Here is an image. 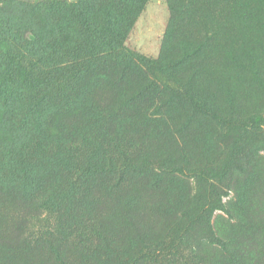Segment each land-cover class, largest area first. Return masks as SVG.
Segmentation results:
<instances>
[{"label": "trees", "instance_id": "trees-1", "mask_svg": "<svg viewBox=\"0 0 264 264\" xmlns=\"http://www.w3.org/2000/svg\"><path fill=\"white\" fill-rule=\"evenodd\" d=\"M235 1L243 12L224 27H238L239 34L226 31L223 38L219 25L202 19L198 22L201 35L184 45L171 63L172 50L179 54L180 48L177 43L171 49L168 38L164 61L147 62L142 56L135 61L130 53L117 58L105 48L122 40L113 15L107 10L105 21L98 23V10L76 3L58 12L57 35L34 34L30 40L0 35V264H47L46 259L35 257L27 230L35 222H47L53 209L71 215L67 220L63 216L56 232L44 235L55 244L50 248L55 264L75 263L70 244L77 230L74 211L86 212L87 227L94 229L112 259L119 264L141 260L144 247L123 255L127 241L118 237L124 226L137 228L133 214L140 200L128 196L135 190L132 187L121 198L108 194L117 185L105 186L104 178L117 174L119 179L170 161V152L136 154L120 143V136L129 128L125 132L138 138L139 144L164 146L177 95L198 115L228 127L247 121L250 109L257 111L252 106L264 96V0ZM253 1L262 6V15L250 8ZM191 12L186 15L195 23L199 17ZM251 20L256 37L248 31ZM10 40L17 48L10 46ZM33 44L37 51L29 49ZM139 109L145 121H157L153 124L158 128L147 140L146 124L136 113ZM153 111L166 117H155ZM260 118L252 116L255 124ZM182 154L186 158L185 151ZM106 195L112 203L108 209ZM214 195L205 200L212 209L223 210Z\"/></svg>", "mask_w": 264, "mask_h": 264}, {"label": "rangeland", "instance_id": "rangeland-1", "mask_svg": "<svg viewBox=\"0 0 264 264\" xmlns=\"http://www.w3.org/2000/svg\"><path fill=\"white\" fill-rule=\"evenodd\" d=\"M74 3L98 10V23L105 21L109 10L122 40L105 48L121 60L124 53H130L134 59L142 56L147 62L165 60L167 38L171 49L172 44H179L180 53L172 50L170 54V63L173 62L184 45L201 35L198 22L202 19L219 25L223 38L227 37L226 31L238 33V27L225 28L224 24L243 12L235 0H0V35L9 39L25 36L29 40L34 34L45 38L57 35L54 26L58 12ZM108 5L112 8L102 10ZM250 8L262 15L260 4L253 1ZM188 10L199 17L195 23L186 15ZM254 20L247 27L256 37ZM6 49L14 52L9 46ZM29 49L37 51L34 44ZM180 97H175L178 103L170 108V140L164 138V146L153 142L139 144L138 138L125 132L129 128L119 132L120 143L136 154L150 150L158 156L169 152L172 156L170 161L141 173H126L119 179L117 174H109L104 178L105 186L117 185L108 194L121 198L132 187L135 190L128 196L140 200L133 214L139 222L137 228L124 226L118 234L120 240L127 241L122 246L123 255L137 253L144 247L141 260L134 264H264V96L252 106L257 111L250 109L247 121L238 120L234 127L198 115ZM136 113L146 124L142 127L147 140L158 128L153 124L157 121H145L140 109ZM151 113L166 117L160 116V111ZM254 115L261 117L256 124ZM175 130L180 134H175ZM176 150H181L182 156ZM112 155L116 152L112 151ZM166 163H170V168ZM210 194L221 201L223 210L212 209L207 202ZM107 196L110 195L106 199ZM108 204L112 203L107 199L106 209ZM120 210L129 212L126 208ZM85 214L72 213L77 230L70 242L76 259L71 264H119L102 247L94 229L87 227ZM63 216L67 220L71 215L53 209L47 214V222H35L27 230L29 240L33 239L31 247H36L35 257L46 259L47 264H55L50 250L55 244L44 235L56 232ZM80 232L83 236H76Z\"/></svg>", "mask_w": 264, "mask_h": 264}]
</instances>
